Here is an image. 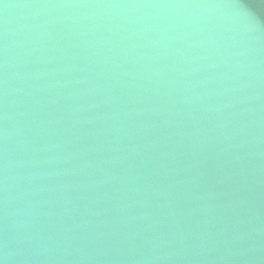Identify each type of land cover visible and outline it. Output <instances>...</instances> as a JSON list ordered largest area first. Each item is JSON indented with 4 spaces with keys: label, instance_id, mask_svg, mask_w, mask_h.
Instances as JSON below:
<instances>
[{
    "label": "water",
    "instance_id": "95a60500",
    "mask_svg": "<svg viewBox=\"0 0 264 264\" xmlns=\"http://www.w3.org/2000/svg\"><path fill=\"white\" fill-rule=\"evenodd\" d=\"M0 264H264V0H0Z\"/></svg>",
    "mask_w": 264,
    "mask_h": 264
}]
</instances>
